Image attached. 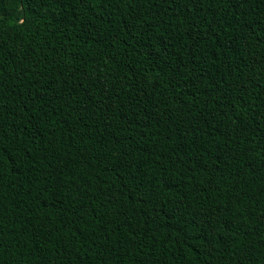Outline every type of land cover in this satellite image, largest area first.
I'll use <instances>...</instances> for the list:
<instances>
[{"label":"trees","instance_id":"16d2710c","mask_svg":"<svg viewBox=\"0 0 264 264\" xmlns=\"http://www.w3.org/2000/svg\"><path fill=\"white\" fill-rule=\"evenodd\" d=\"M0 264H264V0H0Z\"/></svg>","mask_w":264,"mask_h":264}]
</instances>
